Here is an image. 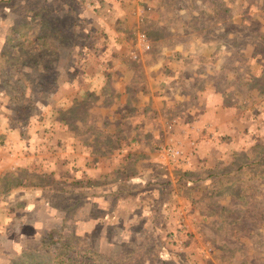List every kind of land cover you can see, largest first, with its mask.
<instances>
[{"label": "rangeland", "instance_id": "1", "mask_svg": "<svg viewBox=\"0 0 264 264\" xmlns=\"http://www.w3.org/2000/svg\"><path fill=\"white\" fill-rule=\"evenodd\" d=\"M2 137L0 264H264V0H0Z\"/></svg>", "mask_w": 264, "mask_h": 264}, {"label": "trees", "instance_id": "2", "mask_svg": "<svg viewBox=\"0 0 264 264\" xmlns=\"http://www.w3.org/2000/svg\"><path fill=\"white\" fill-rule=\"evenodd\" d=\"M53 242L57 244L50 250L51 255L47 259H35L25 264H100L92 251L75 249L70 242L59 238L53 239Z\"/></svg>", "mask_w": 264, "mask_h": 264}, {"label": "crops", "instance_id": "3", "mask_svg": "<svg viewBox=\"0 0 264 264\" xmlns=\"http://www.w3.org/2000/svg\"><path fill=\"white\" fill-rule=\"evenodd\" d=\"M0 141H1V143H0L1 145L7 143V140H6L5 138H3V137L0 139ZM2 141H3L4 143H3ZM10 189H13V187H10L9 190H10Z\"/></svg>", "mask_w": 264, "mask_h": 264}]
</instances>
